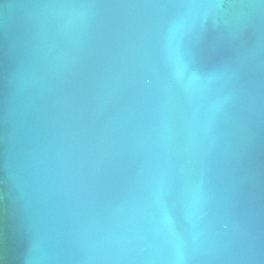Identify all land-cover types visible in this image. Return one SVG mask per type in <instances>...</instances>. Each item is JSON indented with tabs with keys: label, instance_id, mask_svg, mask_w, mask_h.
<instances>
[{
	"label": "water",
	"instance_id": "95a60500",
	"mask_svg": "<svg viewBox=\"0 0 264 264\" xmlns=\"http://www.w3.org/2000/svg\"><path fill=\"white\" fill-rule=\"evenodd\" d=\"M257 2L0 0L2 264H264Z\"/></svg>",
	"mask_w": 264,
	"mask_h": 264
},
{
	"label": "rangeland",
	"instance_id": "374dc122",
	"mask_svg": "<svg viewBox=\"0 0 264 264\" xmlns=\"http://www.w3.org/2000/svg\"><path fill=\"white\" fill-rule=\"evenodd\" d=\"M2 174V169L0 168V177ZM6 189V184L2 183L0 190L4 195V198H1L0 195V255L11 257L12 255H15L16 235L13 230V220L10 219L9 215L11 202L5 195Z\"/></svg>",
	"mask_w": 264,
	"mask_h": 264
},
{
	"label": "bare ground",
	"instance_id": "6f19581e",
	"mask_svg": "<svg viewBox=\"0 0 264 264\" xmlns=\"http://www.w3.org/2000/svg\"><path fill=\"white\" fill-rule=\"evenodd\" d=\"M215 2L219 22L225 27H229L235 22H240L243 16V10L249 8L256 11L259 9L257 0H213ZM6 261L5 257L0 255V263Z\"/></svg>",
	"mask_w": 264,
	"mask_h": 264
}]
</instances>
